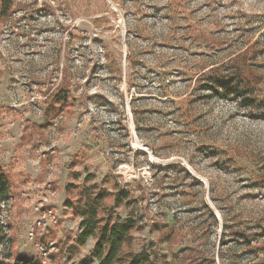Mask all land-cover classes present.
Instances as JSON below:
<instances>
[{
	"label": "rangeland",
	"instance_id": "rangeland-1",
	"mask_svg": "<svg viewBox=\"0 0 264 264\" xmlns=\"http://www.w3.org/2000/svg\"><path fill=\"white\" fill-rule=\"evenodd\" d=\"M0 166L13 255L264 264V0H0Z\"/></svg>",
	"mask_w": 264,
	"mask_h": 264
},
{
	"label": "trees",
	"instance_id": "trees-1",
	"mask_svg": "<svg viewBox=\"0 0 264 264\" xmlns=\"http://www.w3.org/2000/svg\"><path fill=\"white\" fill-rule=\"evenodd\" d=\"M6 1V0H5ZM234 78H223L216 81L220 89L236 93L234 88ZM216 95H222L220 90H215V86H209ZM11 179L8 173L0 166V249L6 248L8 253H0V264H43L33 257L11 252V241L9 238V226L4 221V210L9 202L12 201L13 194L11 190ZM122 199H125L124 197ZM118 202L121 199H117ZM100 215L96 210L93 214H83L82 231L79 234L78 243L84 245L89 238L97 237L95 250L88 256L80 259L77 264H94V258L98 264H146L150 262V255L146 250H129L128 244L131 241V233L135 227L136 221L127 218L123 221H106L100 226Z\"/></svg>",
	"mask_w": 264,
	"mask_h": 264
}]
</instances>
